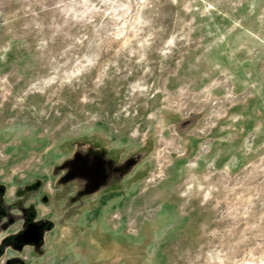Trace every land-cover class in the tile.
Masks as SVG:
<instances>
[{"label":"rangeland","instance_id":"rangeland-1","mask_svg":"<svg viewBox=\"0 0 264 264\" xmlns=\"http://www.w3.org/2000/svg\"><path fill=\"white\" fill-rule=\"evenodd\" d=\"M10 264H264V0H0Z\"/></svg>","mask_w":264,"mask_h":264},{"label":"water","instance_id":"water-1","mask_svg":"<svg viewBox=\"0 0 264 264\" xmlns=\"http://www.w3.org/2000/svg\"><path fill=\"white\" fill-rule=\"evenodd\" d=\"M44 225L38 223H30L18 237L20 245L23 246H39L43 241Z\"/></svg>","mask_w":264,"mask_h":264},{"label":"flooded vegetation","instance_id":"flooded-vegetation-1","mask_svg":"<svg viewBox=\"0 0 264 264\" xmlns=\"http://www.w3.org/2000/svg\"><path fill=\"white\" fill-rule=\"evenodd\" d=\"M28 225V224H27ZM27 227V226H26ZM21 235V234H20ZM18 235L17 237L13 238L12 241H8V240H5V241H1L0 242V257L2 256L3 254V250L7 247H10V246H15L17 248H19L21 245L19 243V239L18 237L20 236Z\"/></svg>","mask_w":264,"mask_h":264},{"label":"crops","instance_id":"crops-1","mask_svg":"<svg viewBox=\"0 0 264 264\" xmlns=\"http://www.w3.org/2000/svg\"><path fill=\"white\" fill-rule=\"evenodd\" d=\"M1 242V241H0ZM26 247H33V246H20L19 248H16V250H14V251H17V253L19 254L18 256H19V259L20 260H23V257H22V250L24 249V248H26ZM6 249H12V247L10 246V247H7ZM5 250V249H4ZM4 250H3V254H2V256L0 257V259L2 260V257H3V255H4ZM3 264H10L9 262H8V260H5L4 262H3Z\"/></svg>","mask_w":264,"mask_h":264},{"label":"built area","instance_id":"built-area-1","mask_svg":"<svg viewBox=\"0 0 264 264\" xmlns=\"http://www.w3.org/2000/svg\"><path fill=\"white\" fill-rule=\"evenodd\" d=\"M0 264H3V261H0Z\"/></svg>","mask_w":264,"mask_h":264}]
</instances>
